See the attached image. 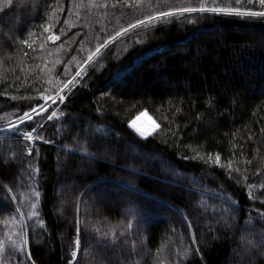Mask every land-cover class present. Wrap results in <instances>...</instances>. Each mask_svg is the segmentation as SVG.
Returning a JSON list of instances; mask_svg holds the SVG:
<instances>
[{
  "label": "trees",
  "instance_id": "16d2710c",
  "mask_svg": "<svg viewBox=\"0 0 264 264\" xmlns=\"http://www.w3.org/2000/svg\"><path fill=\"white\" fill-rule=\"evenodd\" d=\"M28 3L27 10L0 13V126L19 122L65 86L121 27L172 7L199 6V0ZM239 6L264 11L248 0ZM83 65L59 106L0 130V261L31 264L30 253L35 264H68L79 236L73 264H264V256L249 258L239 246L249 214L257 239L264 229L256 214L264 211V18H162L131 29ZM143 113L156 125L146 139L127 127ZM81 144L90 155L65 147ZM224 197L236 202L233 227L216 223L219 214L198 203L228 207ZM21 232L28 238L23 248Z\"/></svg>",
  "mask_w": 264,
  "mask_h": 264
},
{
  "label": "snow or ice",
  "instance_id": "6c2138e0",
  "mask_svg": "<svg viewBox=\"0 0 264 264\" xmlns=\"http://www.w3.org/2000/svg\"><path fill=\"white\" fill-rule=\"evenodd\" d=\"M117 3H121L124 5L127 4H131L132 6H136L138 4L141 3V0H116ZM249 4H258L260 5L262 8H264V0H248ZM236 7H231V6H226V7H220V6H215V0H213V6H209L206 3V0H199V6L198 7H185V6H180V7H172L169 8L168 11L166 12H161L158 11L154 14V16H146L145 20H147L149 23H155L156 20L162 19V18H167V17H172V16H183L185 13H216V14H227V15H235L241 18L244 17H257V18H264V11H254L252 10V8H241L240 5V0H236ZM31 6L28 3V0H20V5L17 6L15 4V0H0V13L5 12V10L7 11H13L15 8L19 7V10L24 11L27 10V8ZM191 22V21H190ZM65 23H67V21H65ZM137 25H143L144 21L142 20H137L136 21ZM3 25L0 24V28H2ZM129 28L135 27V25H129ZM128 29H125L123 27H121L119 29V31L115 32L113 35H109L106 39H104L102 44H97L95 51L94 52H90L88 59L85 60L83 62V64H88L90 60L93 59V57L97 54H99L101 52V50L103 48H105L111 41H113L114 39H116L117 37H119L121 35V33L126 32ZM15 31V30H12ZM5 36H11L12 32H7L4 34ZM28 35H31V32H28ZM14 39V37H13ZM48 40H57L59 39V37L55 36V35H49L47 37ZM21 43L23 44H28V40L26 39H21L20 40ZM29 47H31V45H28ZM41 47H43V45H41ZM26 55V53H25ZM83 64L81 65V67H83ZM79 74V73H78ZM31 111L35 112V109H31ZM43 111V109H42ZM56 117V113H52V115L47 116V119L52 120ZM24 118L25 119H31L28 116V113H24ZM9 127H13V125H9ZM133 127L136 128V131L141 135V136H145L148 133L144 130H141L140 128L136 127L135 124H133ZM33 132L36 131V129L32 130ZM102 130L100 128H96L95 132H101ZM24 136L31 140L33 139L32 134L29 132H25ZM42 139V137H41ZM75 139V138H74ZM65 147H68L74 151H80L83 152L85 155H90L88 153V149L86 147H84L83 144H81L78 148L75 145H66ZM29 152H31V149H29ZM210 158V157H209ZM219 161H220V157L217 154L216 156V163L219 165ZM29 167H32L31 165H29ZM229 168H232V164L229 161L228 164ZM235 171H239V169H234ZM33 171H36V169H33ZM229 176H231V173H229ZM253 186L251 184L248 185V188H252ZM33 195L35 196H39L40 193L34 191ZM249 197L252 199H255V197L252 196L251 193H249ZM14 199V198H13ZM224 202L228 204V207H222V208H218L216 205H207L205 204L203 201L198 202L200 204V206L207 211V209L209 207L214 209L213 215L215 216L217 213L219 214V219L216 220V223H223L226 227H233L234 226V222L236 217L232 214L235 209H233L232 205L235 204V201H232L230 197H224ZM37 205L35 204V202H33L31 204V208L32 209H36ZM17 211H19V209H17ZM256 214L257 217L260 219V221L264 222V211H261L260 209H256ZM31 216H39L38 212L32 211L30 213ZM37 223L43 225L44 221L42 219H37ZM129 227H131V224H129ZM189 227L191 228V224L189 223ZM212 230V229H210ZM256 229L254 228V217L249 214L247 219L245 220V224L244 226H242L241 229V235L239 237V246L242 249L243 253L247 254L249 256V258H251V254L253 252L259 253L261 256H264V229H260L259 230V239L256 238ZM103 236H108V233H104L102 234ZM9 239H11V237H9ZM116 242V237L113 235L111 238V243L114 244ZM195 238L193 237V243H195ZM4 241L0 240V252H2L4 250ZM14 245H16V242L13 241L12 242ZM75 248H70L69 252H70V259L68 260V264H73L74 261L77 260V256H78V250H80L81 247V240L79 238V236L76 237L75 241ZM127 243V242H126ZM28 244V238L25 236V234L23 232H21L20 234V239H19V245H17V247L19 248H23L25 245ZM134 244H133V250H134ZM85 255H88L89 253V248H84L83 249ZM159 251V249L157 250ZM188 249L184 250V255L188 254ZM196 252H199V248L195 249ZM30 261L31 264H35V261L32 260L31 254H28L27 257ZM0 264H3V261H0ZM131 264H138V262H131Z\"/></svg>",
  "mask_w": 264,
  "mask_h": 264
},
{
  "label": "rangeland",
  "instance_id": "374dc122",
  "mask_svg": "<svg viewBox=\"0 0 264 264\" xmlns=\"http://www.w3.org/2000/svg\"><path fill=\"white\" fill-rule=\"evenodd\" d=\"M148 23V21H145L144 24ZM141 25H135V27H139ZM135 27H132V28H129L127 30L130 31L131 29H134ZM110 44V43H109ZM108 44V45H109ZM104 49V48H103ZM87 65V64H86ZM84 70V65L83 67H81L80 71H78V73L75 75V77L70 80L65 86L61 87L59 90H57V92L53 95H51L49 98H47L46 100L43 101V103L38 106L36 109H35V112H31L28 114V116L32 119V118H35V117H39L41 116L43 113H45L46 111L48 112V105L46 104L47 102H51L53 104H57V106H59L64 100H65V91H66V88L71 84L70 82L73 81L74 79L78 78L80 75H81V72ZM51 106V105H50ZM49 106V107H50ZM43 109V111H42ZM51 112V111H50ZM54 112V111H53ZM51 112V113H53ZM31 119H27V120H31ZM25 120V118H22L21 120H19V122ZM17 122V123H19ZM17 123H11L9 125H13V127L17 124ZM133 124L136 125V127L140 128L141 130H144L146 131L148 134L145 135V136H141L137 131H136V128L133 127ZM9 125H6V126H0V130H3V131H6V130H9L13 127H9ZM127 127L130 129V131L137 137H139L140 139H146L148 138L151 134H153L156 130V125L154 123V121H152V119L147 116L146 114H140L138 115L137 117H135L128 125ZM25 139L27 140L28 144L31 146L32 144V139L29 140L25 137ZM60 204V203H59ZM61 205H62V202H61Z\"/></svg>",
  "mask_w": 264,
  "mask_h": 264
},
{
  "label": "water",
  "instance_id": "95a60500",
  "mask_svg": "<svg viewBox=\"0 0 264 264\" xmlns=\"http://www.w3.org/2000/svg\"><path fill=\"white\" fill-rule=\"evenodd\" d=\"M124 33H125V32H124ZM124 33H121V35H123ZM121 35H120V36H121ZM120 36H119V37H120ZM117 38H118V37H117ZM111 42H112V41H111ZM111 42H110V43H111Z\"/></svg>",
  "mask_w": 264,
  "mask_h": 264
}]
</instances>
